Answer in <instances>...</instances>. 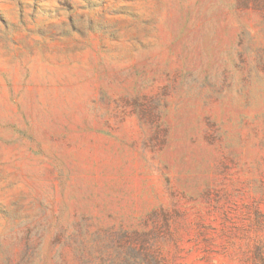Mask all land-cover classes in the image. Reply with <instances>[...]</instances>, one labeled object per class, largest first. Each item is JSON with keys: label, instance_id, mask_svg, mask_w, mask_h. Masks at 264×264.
Segmentation results:
<instances>
[{"label": "rangeland", "instance_id": "rangeland-1", "mask_svg": "<svg viewBox=\"0 0 264 264\" xmlns=\"http://www.w3.org/2000/svg\"><path fill=\"white\" fill-rule=\"evenodd\" d=\"M0 264H264V0H0Z\"/></svg>", "mask_w": 264, "mask_h": 264}]
</instances>
